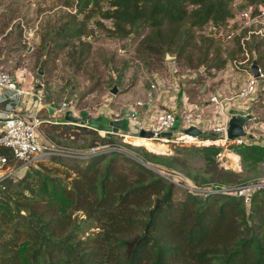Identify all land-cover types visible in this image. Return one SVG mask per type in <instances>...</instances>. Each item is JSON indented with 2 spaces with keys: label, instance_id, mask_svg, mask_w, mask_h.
<instances>
[{
  "label": "trees",
  "instance_id": "trees-1",
  "mask_svg": "<svg viewBox=\"0 0 264 264\" xmlns=\"http://www.w3.org/2000/svg\"><path fill=\"white\" fill-rule=\"evenodd\" d=\"M98 1L77 0L75 11L53 30L48 50L61 48L71 38L77 39L80 52L87 49L82 35H88L85 21L95 7L112 19V28L105 27L111 38L138 40L137 46L147 53L168 51L175 57L183 54L195 29L232 15L231 0H107V8H100ZM184 22L187 30L181 32L178 25ZM199 49L195 67H222L225 59L217 51L208 56L209 44ZM79 126L88 132L95 129ZM213 135L208 131L203 136L216 138ZM114 137L95 134L90 145L98 140L109 144ZM193 147L205 164L204 175L185 174L196 185L243 183L234 172L216 166L219 144L208 141ZM226 147L249 170H257L264 160V145L257 141ZM135 149L134 156L113 149L72 162L70 178L65 170L63 176L42 174L35 181L36 169L30 173L29 167L10 182L4 199L11 204L0 203V264H264V189H255L248 201L241 195L187 191L173 199L172 183L141 161L169 168L180 158L141 145Z\"/></svg>",
  "mask_w": 264,
  "mask_h": 264
},
{
  "label": "rangeland",
  "instance_id": "rangeland-1",
  "mask_svg": "<svg viewBox=\"0 0 264 264\" xmlns=\"http://www.w3.org/2000/svg\"><path fill=\"white\" fill-rule=\"evenodd\" d=\"M76 1L0 0V65L2 68L12 71L19 67H25L34 82H41L45 101L54 100L56 103L63 100L68 101L74 94L77 97V108L88 111L91 115L97 110L108 112L109 107L117 104L118 101L114 100L113 93L109 90L114 82L118 81L122 84L120 85L121 91L118 92H123L135 83L137 76H142L143 83L148 84L155 77L152 72H156L158 77L163 79L162 91L164 92L167 88L166 85L171 84L175 87V84L180 83L182 90L180 94L185 98L181 104L180 113L198 110L200 128L206 129L207 132H213V136L219 135L213 129L223 123V116L213 106H204L208 94L214 92V88L209 84L204 85L206 78L203 76V72L206 69L203 68L198 71L194 62L195 58L200 55L199 47L209 44L208 56L217 51L218 56L225 59L221 68L223 71L215 74L212 79L214 87L222 83L223 73L228 74L230 72L232 60L242 57L237 33H234L231 39L225 40L207 34V32H204L205 34L197 33V29H195L191 37H188L187 45H185L181 56L175 57V53L168 51L170 56H166L165 52L150 54L137 46L138 40L111 38L110 32L105 30V27L112 28V19L101 16L98 7H95L96 9H92L85 21L87 34L92 35L89 38L82 35V40L89 43L87 49L80 52L77 39L71 38L61 48L48 50L53 43V30L67 20L68 13L75 11ZM98 2L100 8L109 6L107 0H99ZM256 2L264 3L262 0H256ZM240 7L237 5L236 8L239 9ZM236 8L231 6V11L234 12ZM87 12L88 9L77 13L76 18H82ZM96 21L101 22V25L97 24ZM178 27L183 32L187 30V23L179 24ZM257 27L264 29V20L260 18L259 21L250 25L252 29ZM118 45L126 49V52H117L116 47ZM246 48L248 59L256 58L258 65L264 72V33H249ZM38 68H41L40 74L37 73ZM209 69L211 70V68ZM206 71L210 72L209 70ZM196 74H202V76H196ZM241 82L242 80L237 77L233 86L235 91ZM202 87L203 89H201ZM138 92H140L139 89ZM106 98H110L109 104ZM137 98L143 100L144 97L139 95ZM161 100L163 99L159 100L160 103L156 102V109L163 108ZM105 105L108 108H105ZM252 110L255 111L258 119H264V76L260 82L257 98L252 104ZM44 113L45 111L42 109L41 114ZM51 124V122H43L41 129L47 137L53 134L52 139H50L60 147L84 148L93 144L91 140L95 134H103L96 129L91 132L84 131L78 123H67L60 126H52ZM136 135L138 136V134ZM114 136L113 142L109 144L130 156L137 155L135 146L141 145L152 152L179 157V162L173 167H169L171 169L179 170L184 174L191 172L204 175V160L200 152L193 146L207 143L211 141L210 138L197 135V138L201 140L196 141V136H192L191 138L195 141L187 143L182 140L186 138L182 129L178 128V131H171L165 140L152 139L162 144L161 149L154 151L148 149V145L144 142H138V140L128 137L122 139L116 134ZM98 142L100 141L98 140L95 144H100ZM212 142L222 147L215 154L217 167L234 172L237 180H244L243 182L264 178V160L259 163L257 170H249L239 163L238 156L236 160L228 155V152L232 151L226 147L228 144L226 141L215 140ZM72 162L81 163L82 160L49 154L38 159L35 165L30 166L28 172L32 173L36 169L33 174L35 181L42 174L63 176L65 170L70 171V175L67 177L70 178L73 175L70 169ZM172 187L173 199L181 198L185 194V191L175 186ZM0 203L11 204L7 198L0 200Z\"/></svg>",
  "mask_w": 264,
  "mask_h": 264
},
{
  "label": "built area",
  "instance_id": "built-area-1",
  "mask_svg": "<svg viewBox=\"0 0 264 264\" xmlns=\"http://www.w3.org/2000/svg\"><path fill=\"white\" fill-rule=\"evenodd\" d=\"M239 4H241V7L237 9L236 7ZM231 6L236 8L231 16L225 18L220 23L207 21L197 29V33L202 32L205 34L204 32H207V34L225 40L231 39L234 33H237L238 44L242 55L240 59H233L231 63L232 66L230 67V70L232 71H236L237 73L241 72L239 74L243 75L241 76L242 82L237 85L236 91L228 97L226 100L227 102L222 98L223 95L221 90L209 93L205 100V107L213 106L214 109L223 116V123L219 127L213 129L216 131L215 133H218L219 135L210 140H222L227 143L236 144L257 141L264 145V137L257 138L252 129L247 126H245V130L250 136L246 134L232 139H227L225 136L228 109L235 108L242 112H248L249 108H251L253 102L257 98L258 90L260 89V82L264 76V72L258 64L257 74L254 75L252 73L250 67L252 60L248 59L246 48V41L249 38V33H264V29L261 27L255 29L250 28L252 22L259 21L260 18L261 20H264V3L231 0L230 7ZM90 36L91 35L88 34L86 35V38H89ZM116 51L123 53L126 52V49L118 45ZM214 70L215 68L211 67L210 71L214 72ZM177 85H175V87L171 84L166 85L167 88L165 94H167L168 98L171 96L173 101ZM163 86L164 83L162 77H154L146 86V100L134 101V103L127 105L124 111H121L117 115H109L110 113L106 112V110H97L91 115L88 111L77 108V97L75 95L71 96L68 101L63 100L58 103L54 102V100L45 101L41 89V82H34L25 67H19L17 72H10L0 66V103L2 104L3 109V112H0V200L5 198L8 184L20 178L24 172L30 166L35 165V162L41 157L51 154L59 157L86 160L98 153L117 149L114 145L108 143L89 145L84 148L60 147L45 136L41 129V124L43 122L55 123L63 121L74 123L63 119L65 110H69L73 115H78L83 112L88 116L101 114L108 118H120L121 116L126 115V129H118L116 132L112 133L119 135L124 139L126 136H132L131 133L128 132L129 128L132 130H138L140 127H143L139 121L135 120L136 107L142 106L144 102L154 100L162 91ZM237 98H240L241 104L228 103L235 101ZM50 103H52L53 112L44 117L40 113V110L44 109L47 111L45 105H49ZM104 107L108 108L106 105ZM180 107L181 104L173 109L162 108L155 110L154 117L146 128V130L151 132L149 138L165 140L167 139V136L162 135V132H174L178 131L179 128L182 129V133L186 136V138L182 140L187 143H193L195 140L191 138L192 135L184 132V128L194 125L201 131H207L206 129L200 128L198 110L180 113ZM77 112L78 114H76ZM75 123L85 125L84 120L75 121ZM175 124H177V128L173 129ZM96 130H100L103 134H106L102 129ZM194 136H196V141L201 140L197 138V135ZM141 162L162 178L172 183L173 186L194 195L202 196L209 193L221 192L241 195L245 201H248L251 192L257 188L264 189V178H256L249 182H243L231 186L220 185L217 183L196 185L193 180L179 170L164 168L147 161Z\"/></svg>",
  "mask_w": 264,
  "mask_h": 264
},
{
  "label": "crops",
  "instance_id": "crops-1",
  "mask_svg": "<svg viewBox=\"0 0 264 264\" xmlns=\"http://www.w3.org/2000/svg\"><path fill=\"white\" fill-rule=\"evenodd\" d=\"M239 5H241V4H239ZM255 22H252V23H255ZM233 25H234V23H233ZM221 68L222 67L215 69L214 72H211L210 69H208L210 72L204 71L203 76L206 78L204 81L205 82L204 85L209 84L212 88H214L213 89L214 91H216V90L220 91L221 90L222 95H223L222 98H224V100L226 101L228 99V97L230 96V94L235 92V90L233 89V86L237 81V77H239L241 80V76H243V75L237 73L236 71L230 70V72L228 74L223 73V82L214 87V84H212V79L215 77V74L219 73L220 71H223V69H221ZM17 71H18V68L13 69L10 72H17ZM221 74H222V72H221ZM152 75L155 77H158V74L156 72H152ZM224 75H226V76H224ZM201 76H202V74H201ZM225 77H227V78H225ZM113 84H116V86L118 88L117 92L115 94L113 93L114 100H117L118 102H117V104L108 108L109 109L108 112L110 113V114L108 113L109 115H113V113L117 115L121 111H124V109L126 108L127 105L134 103V101H136V100H139L137 98V97H139V95H141V97H144L143 100H146L145 90H146L147 84L143 83L142 76H137L135 83L133 85H131L130 87H128V89H126L123 92H118V91H121L120 90L121 89L120 85H122L121 83H118V81H116ZM177 84L179 85V83H177ZM180 87L181 86L179 85L175 88L176 93H175L174 101L172 100L173 98L171 96H169V98H168L167 94H165L164 91H161L154 100H151L150 102H144V104L142 106L136 107L135 120L139 121L144 128L140 127L138 130H134V129L132 130L131 128H129L128 132L131 133L132 136H135V137H130V139L140 140V141H143L145 143L144 139H146V138H143L140 136V130L141 129L146 130L147 126L151 123V121L154 117V114H155V110H157L156 109V105H157L156 102H159L160 99H163V100H161V104L163 105V108L173 109L174 107H177L178 105L180 106V104H182L185 100V98H183L182 94H180V91H181ZM203 87L201 89H203ZM138 89L140 92H138ZM225 90H226V93H225ZM73 95L74 94H72V96ZM122 98L127 99V100L123 101ZM106 99L108 101L107 103L109 104L110 98H106ZM143 100H140V101H143ZM240 102H241L240 98H237V99H235V101H231L228 103H230V104H234V103L241 104ZM177 103H179V104H177ZM44 111H45V113L42 115L45 117L47 114H49V112L46 110H44ZM0 112H3L1 103H0ZM111 112H112V114H111ZM248 112L251 113L252 117L246 123L245 126H247L248 128H251L253 133L255 134V136H257V138L264 137V127H263L264 126V119L263 118L258 119L256 117V113H255V111L252 110V106H251V108H249ZM40 113H42V109L40 110ZM67 123H69V122H67ZM175 128H177V124H175L174 129ZM136 134H138V136Z\"/></svg>",
  "mask_w": 264,
  "mask_h": 264
},
{
  "label": "water",
  "instance_id": "water-1",
  "mask_svg": "<svg viewBox=\"0 0 264 264\" xmlns=\"http://www.w3.org/2000/svg\"><path fill=\"white\" fill-rule=\"evenodd\" d=\"M166 56H170L167 52H165ZM252 73L254 75L257 74V63L253 59L250 64ZM204 68L203 65L198 66V71H201ZM37 73H41V68H38ZM111 93H116L118 88L116 84H113L110 87ZM47 111L49 114L53 112V106L52 103L49 105H45ZM252 115L250 112H242L235 108H229L228 109V118L226 120V128H225V136L227 139H232L237 136H244L247 134V131L245 130L246 123L251 119ZM63 119L70 120V121H79L84 120L86 126H90L95 129H102L105 131L107 135L112 134L113 132H116L118 129H126L127 126V117L126 115H123L120 118H108L104 115L97 114L94 116H88L87 114L81 112L80 115H73L69 110H65L63 114ZM174 129V127H173ZM184 132L189 135H198L203 136L204 134L208 133L207 131H201L199 128H197L194 125L187 126L184 128ZM171 131H165L162 132V135L169 136ZM151 135V132L148 130H140V136L149 137ZM250 136V134H247Z\"/></svg>",
  "mask_w": 264,
  "mask_h": 264
},
{
  "label": "bare ground",
  "instance_id": "bare-ground-1",
  "mask_svg": "<svg viewBox=\"0 0 264 264\" xmlns=\"http://www.w3.org/2000/svg\"><path fill=\"white\" fill-rule=\"evenodd\" d=\"M127 137H135V136H126V138ZM141 137H143V136H141ZM143 138H146V139H144L145 140V143L146 144H149L150 142H153V143H151V144H149L148 145V149H151V150H154V151H158L159 149H161V143L160 142H157V141H153L151 138H149V137H143ZM155 142V143H154ZM228 155H230V156H232V158H234V159H236L237 160V155L235 154V153H232V152H228Z\"/></svg>",
  "mask_w": 264,
  "mask_h": 264
}]
</instances>
